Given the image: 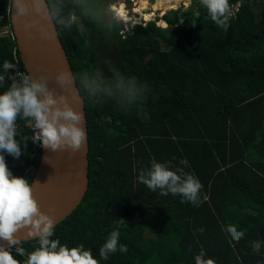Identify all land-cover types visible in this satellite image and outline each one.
I'll return each instance as SVG.
<instances>
[{
    "label": "trees",
    "instance_id": "trees-1",
    "mask_svg": "<svg viewBox=\"0 0 264 264\" xmlns=\"http://www.w3.org/2000/svg\"><path fill=\"white\" fill-rule=\"evenodd\" d=\"M190 1L163 13L164 27L147 20L106 31L85 21L83 30L58 32L73 72L110 76L115 66L150 89L132 107L83 100L88 184L78 205L54 225L52 239L83 244L100 260L99 248L123 219L119 244L128 251L100 264H195L201 249L216 264H264V245L258 254L250 245L264 241V0H229L227 30L211 21L201 0ZM8 3L0 0V71L14 56L18 68L9 70L0 92L17 70L25 72ZM178 22L195 27L188 44L169 32ZM25 121L18 118L17 129L27 137ZM3 155L8 168L31 181L34 173L25 168L37 165L40 151L31 157L28 141L19 158ZM153 159L174 167L187 160L184 171L199 179L208 199L194 206L150 191L137 177ZM229 224L245 232L239 242L224 230ZM35 246V238L20 245L25 257ZM12 254L23 264V256Z\"/></svg>",
    "mask_w": 264,
    "mask_h": 264
},
{
    "label": "clouds",
    "instance_id": "clouds-1",
    "mask_svg": "<svg viewBox=\"0 0 264 264\" xmlns=\"http://www.w3.org/2000/svg\"><path fill=\"white\" fill-rule=\"evenodd\" d=\"M208 17L221 29L227 30L232 16L229 0H201ZM13 26L20 27L31 37L33 30L50 40L56 39L59 31L83 30L85 21L106 31L118 29L122 16L110 7L108 0H9L6 9ZM152 20V19H150ZM165 23V22H164ZM18 63V61H17ZM16 63L5 60L0 71V87L8 77L9 70ZM111 75L100 71L73 72L62 68L54 76V82L62 90L58 93L50 88L45 75L33 76L29 72H17L6 90L0 92V264H21L12 254L15 249L24 257L23 264H100L111 254L126 253V245L119 244L120 228L126 225L123 219L115 220L112 230L99 248L100 260L94 258L91 249L83 244L69 247L58 239H52L55 227L53 216L40 210L33 196V184L24 177L13 176L3 153L13 158L21 155V145H27L28 138L21 136L17 120L23 117L38 130L33 142L53 152L79 151L86 143L84 114L75 110L69 97L77 104L86 99L89 105L114 100L121 108L142 103L150 91L146 83H140L125 76L115 66L109 69ZM19 136V139L16 137ZM188 167V161L179 162ZM184 167H174L171 161L152 160L150 167H142L138 181L160 195H179L181 202L199 206L208 197H201L202 184ZM51 211V210H50ZM234 242H239L245 232L233 224L224 229ZM21 231L37 240V246L25 257L20 247ZM203 232L204 229H198ZM252 251L259 253L264 241L250 242ZM195 264H216L215 259L206 257L203 249L194 257Z\"/></svg>",
    "mask_w": 264,
    "mask_h": 264
},
{
    "label": "water",
    "instance_id": "water-1",
    "mask_svg": "<svg viewBox=\"0 0 264 264\" xmlns=\"http://www.w3.org/2000/svg\"><path fill=\"white\" fill-rule=\"evenodd\" d=\"M161 18L162 15H152L154 22ZM11 19L9 15L12 34L25 72H29L33 76H47L49 78L48 86L58 93L62 92L53 78L62 68L71 69V67L59 36L50 40L33 30L32 36L29 37L20 27L13 26ZM194 29L195 27L191 23L178 22L170 27L169 32L188 44ZM69 103L75 110L84 114L83 127L87 137L86 143L75 153L70 150L53 152L41 147L38 162L30 181L33 184V196L39 204L40 210L53 216L54 225L69 215L78 205L88 184V135L84 102L77 104L69 97ZM17 235L22 241L31 239L23 231ZM0 244H6V242L0 241Z\"/></svg>",
    "mask_w": 264,
    "mask_h": 264
},
{
    "label": "rangeland",
    "instance_id": "rangeland-1",
    "mask_svg": "<svg viewBox=\"0 0 264 264\" xmlns=\"http://www.w3.org/2000/svg\"><path fill=\"white\" fill-rule=\"evenodd\" d=\"M118 1L119 0H108L110 7L115 12L117 11V6L119 3ZM121 1L123 3L124 8L127 11V15H129V17H130V19L128 21H126L124 19L122 20V27H123L122 32L127 31L134 24H144L147 20L152 19V18L144 19V17H143L144 12L145 13L150 12V13L155 14V15H157V14L162 15L163 13L167 12L170 9H175V8L179 7L180 5L187 6L191 2L190 0H142V1H140V0H121ZM143 2H145V3H143ZM161 21H162V19H161ZM155 24L159 25L161 27H164V25H166V23L164 25H161L160 23H158V21H155ZM3 31L5 33H7L9 31V29L4 27Z\"/></svg>",
    "mask_w": 264,
    "mask_h": 264
},
{
    "label": "built area",
    "instance_id": "built-area-1",
    "mask_svg": "<svg viewBox=\"0 0 264 264\" xmlns=\"http://www.w3.org/2000/svg\"><path fill=\"white\" fill-rule=\"evenodd\" d=\"M233 8L236 9L237 8V5L235 7L233 6ZM9 33H10V31H9ZM14 63L17 64V58L15 56H14ZM17 68H18V64H17V66H16L15 69H17ZM17 72H21V71H18L17 70L16 73ZM24 125H26L27 128H28L27 138H28L29 145H30L31 157H33V155L35 154L36 151H40L41 150L40 144L38 142H35V143L33 142L35 136L38 133V130L34 128L33 123L30 120H26L25 123H24ZM35 168H36V166L33 165V162H30V164H28V166L25 168V172L27 171L29 173H32V172L34 173Z\"/></svg>",
    "mask_w": 264,
    "mask_h": 264
},
{
    "label": "bare ground",
    "instance_id": "bare-ground-1",
    "mask_svg": "<svg viewBox=\"0 0 264 264\" xmlns=\"http://www.w3.org/2000/svg\"><path fill=\"white\" fill-rule=\"evenodd\" d=\"M140 1H142V0H140ZM119 3H118V6H117V11H116V13L117 14H119L120 16H122L123 18H124V20H126V21H128L129 19H130V17H129V15H127V11H126V9L124 8V6H123V3H122V1L121 0H119L118 1ZM165 2V1H164ZM167 2V1H166ZM142 3V2H141ZM143 3H145V2H143ZM163 3V2H162ZM170 3V2H169ZM148 4V3H147ZM141 5V4H140ZM167 5V4H166ZM142 6V5H141ZM165 6V5H164ZM159 7V6H158ZM144 8V7H143ZM161 8V7H160ZM138 14V13H137ZM140 14V13H139ZM152 15H155V14H152V13H145L144 12V15H143V17H144V19H150V18H152ZM158 15V14H157ZM158 23H160L161 25H164L165 23H164V21L162 22L161 20H159L158 21Z\"/></svg>",
    "mask_w": 264,
    "mask_h": 264
},
{
    "label": "crops",
    "instance_id": "crops-1",
    "mask_svg": "<svg viewBox=\"0 0 264 264\" xmlns=\"http://www.w3.org/2000/svg\"><path fill=\"white\" fill-rule=\"evenodd\" d=\"M9 170H10V172L12 173L13 176L24 177V176L19 175L16 171H14V170H12V169H10V168H9ZM24 178H25V177H24Z\"/></svg>",
    "mask_w": 264,
    "mask_h": 264
}]
</instances>
